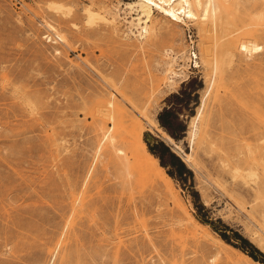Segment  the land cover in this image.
I'll return each instance as SVG.
<instances>
[{"label": "rangeland", "instance_id": "rangeland-1", "mask_svg": "<svg viewBox=\"0 0 264 264\" xmlns=\"http://www.w3.org/2000/svg\"><path fill=\"white\" fill-rule=\"evenodd\" d=\"M138 1L0 0V264H264V21L209 71L193 23L144 33Z\"/></svg>", "mask_w": 264, "mask_h": 264}, {"label": "bare ground", "instance_id": "bare-ground-1", "mask_svg": "<svg viewBox=\"0 0 264 264\" xmlns=\"http://www.w3.org/2000/svg\"><path fill=\"white\" fill-rule=\"evenodd\" d=\"M242 2L241 0H139L137 7L141 10V15L138 18V22L141 23L144 21L145 27L143 30L144 33H147L148 23H153V12L154 8H156L158 14L170 22L182 23L186 27L189 23H193L200 37V55L205 69L209 70L212 67L217 70L220 61H225L226 59L231 60L233 58L235 45L239 42L235 35L240 29L251 28L253 23L256 22L255 20L259 21L262 19V21H264V0H255V3L250 6L244 5ZM54 9L61 10L62 7L55 5ZM87 14L90 19L93 20L95 14L91 9H87ZM238 23L241 24V28L238 26ZM59 39L63 41L64 37L60 35ZM238 48L241 53L243 52L250 56L259 54L263 51V48L253 41L242 42ZM235 49L237 50V48ZM175 75H177V73H175ZM101 105H103V103ZM102 107L104 108L103 110H105V107L113 108L114 104L107 103L106 106ZM103 114L107 115L106 113ZM199 115L201 116V114ZM91 116L93 117L94 114L91 113ZM197 119L198 118H195L192 122V130L190 132V137L194 140L198 134L195 123ZM95 122L103 124V121L100 119H95ZM104 136L106 138L109 137L107 134ZM109 142L112 153L109 158V163L115 167L117 160H120L122 161L123 168H127V165L130 166L129 163L127 164L128 159L126 158L127 156L124 150L122 148L120 149L114 143L113 137H110ZM183 158L185 162L192 164L191 155H185ZM127 172L128 170L126 169V173Z\"/></svg>", "mask_w": 264, "mask_h": 264}, {"label": "trees", "instance_id": "trees-1", "mask_svg": "<svg viewBox=\"0 0 264 264\" xmlns=\"http://www.w3.org/2000/svg\"><path fill=\"white\" fill-rule=\"evenodd\" d=\"M174 116L172 114V112L170 111H165L163 114H160L159 116V120L162 126L164 127H169L171 124V122L166 120V117H171ZM171 121V120H170ZM180 129H183V126H179ZM172 136L176 137V132H172L171 133ZM170 136V135H169ZM171 137V136H170ZM172 138V137H171ZM146 142L148 143V147H149V151L150 153L156 158V159H160L161 161V167L165 169V167H168L167 164L164 163L163 161V156L164 154L169 152L168 147H166L162 142H158L157 140H154V145H152L151 142H149L148 140H146ZM175 164L173 166L177 167L178 169V174L179 176L186 174V171H188L184 165L183 162H181V160L178 157H175ZM167 174L171 177L174 178V174L169 170L167 172ZM235 237H237L239 240L242 241L243 245H247L249 247L250 250L245 249L244 246L238 247L241 251H243L245 254H247L250 258H252L254 261H258V258L256 256V252L253 250V247L249 244V242L243 238L239 233L234 232ZM221 238L229 244V240L227 239V237L225 235H221Z\"/></svg>", "mask_w": 264, "mask_h": 264}]
</instances>
